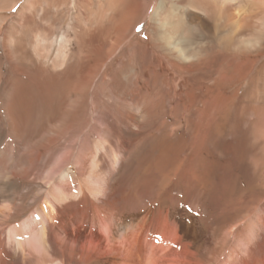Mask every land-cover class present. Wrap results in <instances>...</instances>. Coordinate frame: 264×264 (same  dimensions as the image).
Masks as SVG:
<instances>
[{"label":"bare ground","instance_id":"obj_1","mask_svg":"<svg viewBox=\"0 0 264 264\" xmlns=\"http://www.w3.org/2000/svg\"><path fill=\"white\" fill-rule=\"evenodd\" d=\"M247 1L251 5L250 9H247L248 4H244V8L242 4L236 5V0H157L152 7L132 2L134 6L129 3L130 7L124 9V15L129 17L132 14L131 18L138 21L140 19L137 17L142 14L144 18L151 8L149 19L153 20V23L149 32L157 38L154 47L160 44V48L165 52V61L173 68H179L185 79L187 77L195 79L204 73L206 82L207 80L209 82L210 76L216 75L218 79H215L213 84L216 81L224 84L228 79L229 68L236 64L235 60L232 61L233 52L244 53V76L248 75L247 69L253 64L248 61L251 56H257V59L261 56L264 58V19L251 15L260 11L264 14V0ZM168 5L174 6L175 9H168ZM4 7L6 8L5 5ZM178 10L192 14L186 16L185 20H179L176 17ZM195 13L204 15L205 21L197 19ZM128 30L129 28L124 29L126 33ZM124 34L123 32L121 37ZM57 46L56 59H61L63 57V53L60 52L61 46ZM107 54L110 55V51ZM102 62V58L96 59L93 65L98 69ZM92 69L90 67L86 70L79 79V76L74 78L75 83H72L71 87L85 88L84 85L88 82L86 79L89 76L94 78L99 73V70L95 69L93 72ZM261 74L264 75V72ZM70 79L72 78L66 79L64 82L66 85L63 87H57L61 97L60 104H66L67 109L69 105L64 93L71 84ZM45 80H39L40 86H44ZM211 84V80L209 85L205 84L201 90L202 94L197 98L187 97L191 105L196 100L203 102L200 103L202 105L200 109L192 110V107L188 109L189 112L191 110L197 114L196 125H193L195 131L201 128L204 122L205 124L209 122L208 119L213 115L212 111L220 112L226 107L224 94H214L216 85ZM20 87L22 88V86L18 88ZM128 87L129 84L127 90ZM8 94L13 95L11 92ZM17 96V99L15 95L12 97L17 101L20 94ZM12 99L10 98L9 102ZM21 101L18 104H21ZM226 101H229V98ZM47 105L52 106L50 103L45 106ZM77 106L78 109L75 108V111L73 109L74 113L70 115L73 116L71 121L79 125V122H82L79 118L84 109L83 102ZM138 106L137 103L133 104L130 107L131 111H137ZM150 110L151 108L142 110L140 118L151 119ZM261 116L263 117L262 113ZM4 118L9 125L10 140L16 141L20 146L17 149L6 146L0 154V182L13 180L27 186L35 185L36 179L32 177V173L37 171V165L41 164L47 150L55 146L60 137L65 135L71 137L73 125H65L60 132L55 131L54 137L49 138L45 129V119L40 118L37 134L40 138L37 139L44 144L39 147L40 151L35 156L29 157L28 154L24 156L25 152H22L27 136L22 125L26 123L27 118L15 117L11 106L5 108ZM136 120L138 116L136 118L132 115L131 121ZM145 122L143 125L148 124L147 120ZM142 126L137 133L127 130V137L118 139L116 144H113L111 139L98 135L100 138H97L90 148L78 145L74 151L66 152L61 159L62 166L57 169L51 168L45 175L44 186L39 185L42 194L36 195L31 204L23 202L20 205L19 202L0 204V264H264L262 180H259L260 183L257 178L256 183L255 180H249L244 191L237 189L234 191L237 194H234L228 191L232 186L224 172L229 169L226 166L225 170L223 166L221 168L223 176L220 184L216 186L209 175L211 169L208 164L199 160L200 157H197L195 150V153L191 152L190 159L182 157L183 146L186 145L184 141L178 139L171 141L164 135L165 133L151 136V133L147 132L151 137L148 136L144 148L142 145L136 150L129 137L133 138V135L140 134L142 137L144 129ZM195 134L200 137V133ZM187 160L191 162L189 167ZM247 160L256 159H249L247 152H244V162ZM256 161L250 165L263 164L264 157L259 158V163H255ZM212 164L211 166H214V162ZM138 170H142V176L135 179ZM253 171L254 168H247L246 174L250 175ZM160 180L166 182L160 188H155V184ZM198 186L202 189V198L209 200L210 203V193L218 192L220 195L217 196V200L218 203H222L223 210L218 212L214 210L215 208L201 207L199 195L195 191ZM171 188L177 193L169 194L168 190ZM250 206L255 208L248 210ZM27 207L29 211L25 213Z\"/></svg>","mask_w":264,"mask_h":264},{"label":"rangeland","instance_id":"obj_2","mask_svg":"<svg viewBox=\"0 0 264 264\" xmlns=\"http://www.w3.org/2000/svg\"><path fill=\"white\" fill-rule=\"evenodd\" d=\"M74 1L0 0V154L6 146L15 149L20 146L16 141L10 140L9 125L6 118H4L5 108L7 107L11 106L15 117L27 118L25 120L26 123L22 125L27 132V136L24 139L25 148L24 150L22 149V152H25L24 156L27 154L29 157L35 156L40 151L39 147L44 144L37 139L39 137L37 134L39 133L40 118L45 119V129L48 131L47 135L49 138L54 137L55 131L57 133L60 132L65 125H73L71 137L68 135L60 137L55 146L47 150L41 164L37 165V171L32 173V177L36 179L35 185L27 186L13 180L11 182H0V204L18 202L19 205L22 202L31 204L36 195L42 194L39 185L44 184L45 175L51 168L57 169L62 166L61 159L66 152L74 151L75 148L79 147L78 145L90 148L96 139L102 136L111 139V142L113 141L112 143L116 144L118 139L126 136L127 130H131L134 133L139 132L140 126L145 124L146 120L148 124L142 126V129L144 127L143 131H145H142V137L141 134L137 136L133 135V138L132 136H128L132 142V146L136 150H138V146L143 145L142 148H144L148 136L151 137L155 134L165 133L164 135L168 136L167 138L171 141L174 139L184 141V145H186L183 146L182 157L185 159H190L192 156L191 152L194 150L197 152V157H200L199 160L208 164L211 169L209 175L216 186L220 184L221 177L223 176L221 169L223 166H225V170L226 166L229 169V171L224 172V175L228 180L230 179L229 181L232 186L228 191H232L234 194H237L234 192L237 189L244 191L247 188L249 180L254 181L257 178L258 182L262 180V183H264V163L260 164L258 161L259 158L264 157V143H262L264 142V75L261 74L264 72V58H261L262 56L258 57V59L256 58L257 56L249 58L248 61L250 63L253 62V64H250L251 66L247 69L248 75L245 74L246 76H244V53L233 52L232 61L235 60L234 63L239 65L233 64L229 68L230 75L227 74L228 79L224 84H220L218 81L213 84L214 80L218 79L216 75L210 76L209 82L208 80L206 82L203 77L204 73L195 79L189 77L185 79L184 74L181 73L182 71L179 68H173L170 66V63L165 61V52L160 48L161 45L158 44V46L155 45L154 47V44L157 43V38L149 32L153 23V20L149 19L151 8L147 11L144 18L140 14L137 17V19H140L138 21H135L133 17L131 18L132 14L129 17L126 14L124 15V9L130 7L129 3L133 6V3H139L140 6L144 4L152 7L157 0ZM239 4H242L243 8L244 4H248L247 9H250L251 6L247 0H236V5ZM253 5V7L256 6L255 3ZM117 8H120L119 11ZM167 8L175 9L172 5H168ZM117 14L119 15L116 16ZM190 14L192 13L178 10L176 17L179 20H185V17L190 16ZM262 14V11H260V13L256 12L255 15H251L264 19V14ZM195 17L205 21L204 15L200 13H195ZM125 28H129L127 33L124 31ZM114 29L118 30L117 33ZM123 32L127 35L124 34L121 37ZM57 45L61 46L60 52L63 53L61 59H56L58 55ZM109 51L112 55L107 54ZM101 58L103 62L97 69L93 65V62ZM90 67L93 68V72L96 69L99 70V73L94 78L89 76L86 79L88 82L84 85L85 88L75 89L71 87L75 83L74 78L79 76V79ZM167 68L169 69L168 71ZM53 73L55 76H53ZM250 73L251 75H249ZM70 77L72 78L70 79L71 84H69L70 86L68 85L69 88L64 93L69 105L67 109L66 104H60L59 100H61V97L59 91H57V87L66 85L64 82ZM41 79H46L44 86H40L39 84V80ZM210 80L212 82L211 86L216 85L213 93L224 94L223 96L226 100L229 98V101L225 100L227 103H225L226 107L222 109L223 111H212L211 115H213L208 119L209 122L202 124V127L205 126V128L201 127V129L199 127L195 131L193 125H196L197 114L196 112L192 113L191 110L189 112L188 109L189 107H192V110L200 109L203 102L196 100L191 105L187 97L194 96L197 98L202 94L201 90L205 84L209 85ZM50 83L51 85L49 86ZM19 86H22V88L20 87L19 89ZM54 89L55 92H53ZM8 92H11L13 95H9ZM42 93L45 94L43 95ZM19 94L21 97L19 96L20 99L18 100H22L21 104H18L20 101H16ZM5 95H7V98ZM14 95L16 99L13 98ZM27 96H29L28 102ZM68 97L73 99H68ZM10 98L13 99L9 102ZM127 100L128 102H126ZM80 102H83L84 108L79 118V121L81 120L82 122L76 125L75 122L71 121L73 116L70 114H73L78 109L77 104ZM48 103L52 106H45ZM132 103L139 105L137 111H131L130 107L133 105ZM15 105H18V107H15ZM42 107H44L45 111ZM149 108H151L152 118H140L142 110ZM61 110H64V112ZM42 115L43 117H41ZM132 115L136 118L138 116V120L132 122ZM214 116H216V119ZM196 132L200 133V137L195 134ZM98 135L101 136L99 137ZM244 152H247L249 159H256L257 161L247 160L244 162ZM236 159L238 162L235 161ZM253 161L259 164L250 165ZM213 162L214 166H211ZM189 165H191V162L187 160V167ZM247 168H254L255 171L248 175L246 174ZM141 176L142 170H138L134 178L138 179ZM256 180L254 181L255 183ZM165 182L160 180L155 184V188H160ZM174 190L173 188L169 189V194L177 193ZM195 191L199 195L201 207L215 208L214 210L218 212L223 210L222 203H218L217 200V196L220 195L218 192L215 194L210 193V203L209 200L202 198L201 187H196ZM233 199L235 200L236 198ZM252 207L254 206H250L248 210ZM28 211L29 207L24 210L25 213Z\"/></svg>","mask_w":264,"mask_h":264},{"label":"snow or ice","instance_id":"obj_3","mask_svg":"<svg viewBox=\"0 0 264 264\" xmlns=\"http://www.w3.org/2000/svg\"><path fill=\"white\" fill-rule=\"evenodd\" d=\"M137 30H139V29H137Z\"/></svg>","mask_w":264,"mask_h":264}]
</instances>
